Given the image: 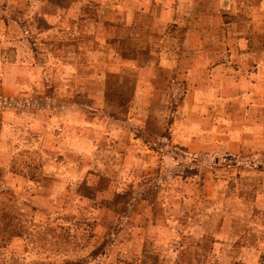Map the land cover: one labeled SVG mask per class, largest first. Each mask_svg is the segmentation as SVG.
Segmentation results:
<instances>
[{
    "label": "rangeland",
    "instance_id": "374dc122",
    "mask_svg": "<svg viewBox=\"0 0 264 264\" xmlns=\"http://www.w3.org/2000/svg\"><path fill=\"white\" fill-rule=\"evenodd\" d=\"M118 5L122 0H0V53L11 43H22L26 58L28 47L34 48L38 60L48 62L53 79L47 86L54 92L59 66H52L44 44L57 47L77 37L79 43L101 42L104 17ZM149 21L144 17V23ZM97 31L98 36L92 35ZM209 36L218 42L221 33L214 30ZM177 38L181 43H173V51L180 58L196 55L203 45L182 43V31ZM205 47L210 49L209 68L229 54L225 43ZM5 56L12 61L9 53ZM4 63L0 68L7 70ZM187 67L180 63L172 87L169 75L157 70L158 90L146 97L139 127L147 157L132 162L129 173L114 160L121 146L106 138L100 148L107 154L97 151L75 164L54 159L50 134L55 124L42 151L22 115L19 151L0 158V264H264V142L254 144L258 135L250 128L242 132L247 143H240L237 123L222 119L225 111L235 114V98L224 102L217 82L204 98L207 105L199 115L206 118L198 127L190 110L194 97L188 93ZM108 85L121 90L106 103L108 111L118 114L134 98L133 77H110ZM91 101L83 99L84 104ZM86 109L89 117L91 108ZM8 172L18 174V182Z\"/></svg>",
    "mask_w": 264,
    "mask_h": 264
},
{
    "label": "crops",
    "instance_id": "0c3cea01",
    "mask_svg": "<svg viewBox=\"0 0 264 264\" xmlns=\"http://www.w3.org/2000/svg\"><path fill=\"white\" fill-rule=\"evenodd\" d=\"M144 17L150 21L144 23ZM104 18L107 28L105 35L101 33V42L79 43L77 37L76 42L58 43L57 47L44 44L49 45V59L55 62L52 66H59L55 72L59 88L54 92L48 91L47 82L53 79L48 73V62L38 60L34 48L28 47L26 58L21 52L22 43H11V49L3 51L4 56L0 53V64L5 62L8 67L0 68L1 159L19 151L22 140L18 124L23 115L27 119L28 135L38 140L42 151H45L46 134L55 124L50 134L55 141L51 152L56 155L54 159L61 162L72 159L75 164L77 159L94 156L97 151L107 154L108 151L100 148V141L106 138L121 146L114 151V160L123 173H129L132 162L147 157L141 151L147 146L139 127L146 97L158 90L157 70L169 75L172 87L178 80L180 63L188 64V93L194 97L190 110L198 118V127L206 118L199 115L207 105L204 98L212 95L210 85L217 82L224 102L235 98V114L225 111L222 119L237 123L239 131L235 132L240 143H247L242 132L250 128L253 135H258L257 140H261L253 139L254 144L264 142V0H122V6L118 5ZM214 30L221 33L218 42H212L209 36ZM149 31L158 33L160 38L152 39ZM180 31L185 34L182 43L192 46L203 43L196 55L180 58L173 51V43H181L177 38ZM93 34L98 36V31ZM79 35L80 29L76 36ZM209 43L228 45L231 64L224 62L209 68L210 49L205 47ZM6 53L12 61L9 62ZM147 53L152 56L147 58ZM126 75L133 77L134 98L115 114L107 110L110 108L107 97L122 93L118 87L109 86L108 81L116 76L123 80ZM22 95L27 98H21ZM86 98H91L93 105L84 104ZM53 107L58 110L56 113ZM87 107L91 108L89 117L85 114ZM7 144L14 151L8 152ZM104 157L110 160L108 155ZM8 175L18 182V174L8 172Z\"/></svg>",
    "mask_w": 264,
    "mask_h": 264
},
{
    "label": "trees",
    "instance_id": "16d2710c",
    "mask_svg": "<svg viewBox=\"0 0 264 264\" xmlns=\"http://www.w3.org/2000/svg\"><path fill=\"white\" fill-rule=\"evenodd\" d=\"M4 217V215H2V214H0V219L1 218H3ZM203 238V239H202ZM201 239H198L197 241H196V246L195 247H193V249H195V248H197L199 245H200V241H203L204 239H205V237H202Z\"/></svg>",
    "mask_w": 264,
    "mask_h": 264
},
{
    "label": "built area",
    "instance_id": "2783aa9c",
    "mask_svg": "<svg viewBox=\"0 0 264 264\" xmlns=\"http://www.w3.org/2000/svg\"><path fill=\"white\" fill-rule=\"evenodd\" d=\"M223 59H224V62L225 63L231 64V59H230V56L229 55H224Z\"/></svg>",
    "mask_w": 264,
    "mask_h": 264
}]
</instances>
